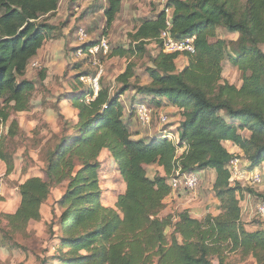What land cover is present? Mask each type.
I'll use <instances>...</instances> for the list:
<instances>
[{"label":"trees","instance_id":"obj_1","mask_svg":"<svg viewBox=\"0 0 264 264\" xmlns=\"http://www.w3.org/2000/svg\"><path fill=\"white\" fill-rule=\"evenodd\" d=\"M60 1L0 0V122L10 119L9 111L30 108L34 83L20 79L57 31L48 19L57 14ZM165 8L172 11L170 26L163 10L141 21L128 48L109 53L110 58L128 61L115 87L100 81V91L90 101L92 92L83 89L68 98L78 111V121H66L61 135L55 136L57 145L46 153V179L30 178L19 186L20 206L4 216V243L9 245L6 239L12 241L31 222L40 221L53 189L66 183L59 202L64 210L58 225L61 255L56 258L63 264H215V260L226 264L228 254L264 264V228L248 232L241 223L242 187L231 183L228 169L237 155L224 146L232 142L250 169L264 164V0H169ZM120 12L121 0H107L106 30ZM220 27L240 35L235 58L227 53L228 43L211 42ZM167 30L174 39L195 36V53L163 52L160 38ZM152 43L159 52L146 69L151 83L142 86L132 60L149 55L147 47ZM181 56L188 64L178 71ZM227 59L241 73L240 88L224 81ZM45 78L43 71L41 79ZM130 91L153 98L157 107L166 98L182 110L178 145L157 135L131 139L121 101ZM18 127L14 121L11 136ZM182 148L186 150L178 157ZM106 150L126 187L112 207L102 203L99 177V158ZM0 160L11 174L14 163L1 149ZM151 165L163 168L165 176L150 178ZM177 170H215L213 192L220 203L219 216L199 220L189 211L162 216L171 194L168 181Z\"/></svg>","mask_w":264,"mask_h":264},{"label":"rangeland","instance_id":"obj_2","mask_svg":"<svg viewBox=\"0 0 264 264\" xmlns=\"http://www.w3.org/2000/svg\"><path fill=\"white\" fill-rule=\"evenodd\" d=\"M168 1L136 0L134 2L123 0L125 6L122 7L110 30H106V18L100 8L85 10L81 13L74 9L75 6L67 10L62 6L60 15L57 16L56 14L48 19V23L57 31L52 33L50 39L45 42L44 56L35 57L36 59L32 60L25 76L20 79V81L34 83L35 90L32 94L30 108L27 112L22 113L9 111L10 119L7 122H0V149L14 163L13 172L7 174V165L0 160V264H63L56 261V258L61 255L57 248L58 241L62 237L58 225L60 224V215L64 210L59 202L66 192V183L53 189L49 199L41 209L42 219L40 221L31 222L24 232L15 234L12 241L6 239L5 241L10 243L9 245L3 242L2 237H4L3 233L7 231V222L4 216L14 214L20 206L19 186L30 178L46 179V153L57 145L59 139H56L55 136L61 135L66 121L71 123L78 121V111L72 107L68 98L76 93L75 89L89 91V86L81 84L80 77H92L98 70V67L92 65L91 61L76 55L80 47L78 31L83 29L87 32L90 44H97L96 42L105 36L104 38L109 42L110 51L117 47L128 48L130 35L140 25L141 21L162 12ZM64 26H68L67 33L64 32ZM239 37V34L230 33L225 28L220 27L217 29L216 38L211 39V42L225 41L229 44L228 55L235 58L238 52L236 43ZM147 49L149 55L142 59L132 60L135 64L136 77L142 86H148L151 83L146 69L151 66V57L159 52L155 43L148 45ZM52 53H56L59 57L50 58L49 54ZM109 53L96 59L97 62H100L103 70L101 82L113 88L116 86V79L125 72L128 61L123 58H110ZM32 63H37L38 66L32 67ZM187 64V58L181 56L176 62L178 71H182ZM223 67L224 81L240 88L242 80L238 68L231 63L230 59L223 63ZM43 71H46L44 80L41 79ZM152 99L150 97H138L132 91L121 97L132 140L143 139L147 136L155 137L163 127L161 117L167 118L170 126L181 124L177 122L179 114L182 115L181 109L171 106L166 98L162 100L163 106L159 109L151 102ZM140 103H146L152 111L150 127L143 126L135 113L134 106ZM223 116H226L225 113ZM14 121L18 122L19 127L13 129L15 135L11 136L10 131ZM72 134H74L73 131L70 132V135ZM99 161L101 164L99 177L103 191L102 203L112 207L116 197L124 189L123 182L118 180V175L115 174L114 170L117 165L107 150L102 153ZM147 169L151 177L157 173V165L148 166ZM260 173L262 183L258 186H252L248 182L233 184L244 186L250 195H253L251 193L253 192L255 204L264 201V168H260ZM199 175L202 176L203 173H199ZM201 183L203 184H200L195 192L207 193V197L214 201L211 193V175L204 173L201 177ZM203 185L204 187L209 186V188L202 190ZM191 195L192 193H185L173 197L172 199H176V201L165 203L162 216L163 214L174 215L179 213L181 208L178 207L175 210L176 206L173 205L190 199ZM252 220L255 221L256 225L264 228V222L254 218ZM227 257L226 264H256L254 259H243L240 255L228 254ZM215 264H218L217 260H215Z\"/></svg>","mask_w":264,"mask_h":264},{"label":"built area","instance_id":"obj_3","mask_svg":"<svg viewBox=\"0 0 264 264\" xmlns=\"http://www.w3.org/2000/svg\"><path fill=\"white\" fill-rule=\"evenodd\" d=\"M82 2H94L96 0H80ZM107 1V0H105ZM79 11L78 8H74ZM168 15L170 26V19L172 16L171 9H164ZM171 13V15H169ZM78 38L80 42V47L78 48L76 55L80 58H86L91 61L92 65L98 67L97 72L92 77L81 76L80 82L86 86H89V91L92 92L93 96L88 98L90 101L94 98L100 91V81L103 76V70L100 66V62H97V57L108 54L110 52L109 42L103 38L97 44H90L88 42L89 36L87 32L83 29L78 31ZM160 40L162 41V51L167 54H194L195 53V36L185 37L183 39H174L171 37L169 30L162 32ZM37 63H32V67H37ZM135 113L137 114L138 120L143 126H149L152 124V111L146 103H140L134 106ZM161 122L163 123L162 129L159 131L157 136L160 139L168 140L178 145L180 140L178 133L171 125H168V119L161 117ZM180 151V149H179ZM178 151V152H179ZM228 169L231 173V183L236 184L248 182L252 186H258L262 183V176L259 168L250 169L248 162L241 157H235L229 164ZM202 172V171H201ZM201 172L196 173H184L181 170H177L168 181L169 187L171 189L170 196L175 197L184 195L185 193H194L201 184ZM250 215L252 218L264 222V201L256 202L253 205Z\"/></svg>","mask_w":264,"mask_h":264},{"label":"crops","instance_id":"obj_4","mask_svg":"<svg viewBox=\"0 0 264 264\" xmlns=\"http://www.w3.org/2000/svg\"><path fill=\"white\" fill-rule=\"evenodd\" d=\"M123 0H121V9L123 6H125V4H123L122 2ZM132 1H136V0H132ZM98 4L100 5L98 7ZM65 7V9L67 10L68 8L72 7V6H75V8L77 7L78 10L82 13L84 12L85 10H90V9H94V8H100L102 9L103 11V14H104V11L105 9L107 8V1L105 0H96L94 2H90V3H87V2H82L80 0H61L60 1V6H59V9L57 11V16L61 14V10L63 9L62 8ZM159 13H156L155 15H152L150 16V18L152 17H155L157 16ZM149 18V17H148ZM68 26H64L63 29H64V32L67 33L68 31ZM62 29V31H63ZM105 36L102 37V39L104 38ZM101 40H99L98 42H100ZM96 42V43H98ZM92 44V43H91ZM80 46V45H79ZM44 47L38 52V56H44ZM111 52V51H110ZM49 57L50 58H58L59 55H57L56 53H52V54H49ZM36 59V58H35ZM96 73V72H95ZM95 75V74H94ZM93 75V76H94ZM78 89H75V91H77ZM123 103V102H122ZM124 105V103H123ZM163 106V105H162ZM161 106V107H162ZM159 107V109L161 108ZM183 121V117L182 115L179 114V118H177V122L181 123ZM177 125V126H176ZM175 126V127H174ZM173 127L175 129L178 128L179 124H175ZM158 134V133H157ZM156 136V135H155ZM224 146L226 147V149L231 153V154H235L237 155V157H241L243 159V154L242 152L237 148L235 147V145L232 143V142H226L224 143ZM185 148H182L180 149V151L178 152V157L181 156L184 152H185ZM148 168V167H147ZM260 168H264V164L259 167ZM148 171V169H147ZM201 173H204L205 174H210L211 175V182H212V188H211V193L213 194V198H214V201H211V198H208L207 197V193H197V192H194L192 193L191 195V198L190 199H185L184 202H180L179 204H175L173 206H176L175 207V210L178 209V207H180L181 209H179L178 212H182V211H189V213L191 214V216L193 218H196V219H203L205 218L206 216L208 215H211V216H219L221 214V211H220V203L219 201L217 200V198L215 197V194L213 192V184L216 180V172L215 170H206V171H202ZM155 175H161V176H165V172H164V169L157 166V173H155ZM154 176H148L150 178H154ZM203 175L201 177H203ZM119 180V179H118ZM203 183H201L202 185ZM209 188V186H207ZM207 187H201L202 190H205ZM242 192H241V201H240V207H241V211H242V217H241V223L242 225L244 226V228L248 231V232H255L257 231L260 226L259 225H256L254 222V220H252V218L250 217V211L253 207V205L255 204V198L253 195H250V193H248L245 189L244 186H242ZM123 191L121 193H123L125 191V184L123 183ZM119 193V194H121ZM207 197V198H206ZM173 196H169L166 198L165 202L164 203H169V202H175L176 199H172ZM117 199V197H116ZM115 199V200H116ZM116 202V201H115ZM115 204V203H114ZM114 206V205H112ZM164 212V211H163ZM165 214H163L164 216ZM167 216V215H165Z\"/></svg>","mask_w":264,"mask_h":264}]
</instances>
